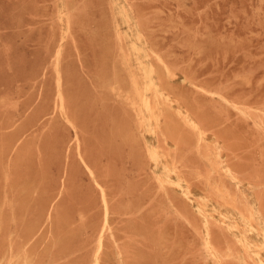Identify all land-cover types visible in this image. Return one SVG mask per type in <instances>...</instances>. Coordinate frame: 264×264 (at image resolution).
I'll use <instances>...</instances> for the list:
<instances>
[{
  "label": "rangeland",
  "instance_id": "1",
  "mask_svg": "<svg viewBox=\"0 0 264 264\" xmlns=\"http://www.w3.org/2000/svg\"><path fill=\"white\" fill-rule=\"evenodd\" d=\"M0 264H264V0H0Z\"/></svg>",
  "mask_w": 264,
  "mask_h": 264
}]
</instances>
